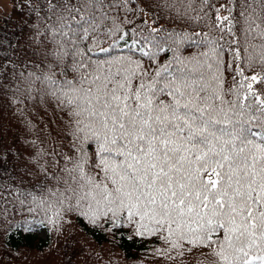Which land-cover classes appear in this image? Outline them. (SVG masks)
Wrapping results in <instances>:
<instances>
[{
    "label": "snow or ice",
    "instance_id": "obj_1",
    "mask_svg": "<svg viewBox=\"0 0 264 264\" xmlns=\"http://www.w3.org/2000/svg\"><path fill=\"white\" fill-rule=\"evenodd\" d=\"M25 9L28 39L16 60L0 57V94L54 103L67 150H37L42 179L26 187L0 148L4 210L43 211L54 226L62 211L126 221L158 235L164 255L264 264V0H22ZM156 9L192 31L162 28Z\"/></svg>",
    "mask_w": 264,
    "mask_h": 264
},
{
    "label": "trees",
    "instance_id": "obj_2",
    "mask_svg": "<svg viewBox=\"0 0 264 264\" xmlns=\"http://www.w3.org/2000/svg\"><path fill=\"white\" fill-rule=\"evenodd\" d=\"M21 2L15 0L14 5L12 0L9 12H0V57L16 60L28 39L27 30L21 31L27 15V9L21 15ZM156 14L162 28L192 31V26L164 10L156 9ZM135 20L151 23L147 15H137ZM197 51L186 48L184 55ZM65 119L54 103L0 94V148L10 152L5 166L17 184L23 179L24 186L31 187L42 179L36 167L37 150H67ZM4 179L7 181V176ZM62 217L54 226L46 222L43 211L28 212L18 204L8 205L5 211L0 205V264H214V258L199 249L190 255L186 252L183 259L174 251L164 255L170 248L158 235H137L135 226L126 221L124 226L112 227L108 220L89 223L75 211H62ZM43 228L46 238L39 234Z\"/></svg>",
    "mask_w": 264,
    "mask_h": 264
},
{
    "label": "rangeland",
    "instance_id": "obj_3",
    "mask_svg": "<svg viewBox=\"0 0 264 264\" xmlns=\"http://www.w3.org/2000/svg\"><path fill=\"white\" fill-rule=\"evenodd\" d=\"M10 1V0H9ZM8 8V0H0V10Z\"/></svg>",
    "mask_w": 264,
    "mask_h": 264
}]
</instances>
